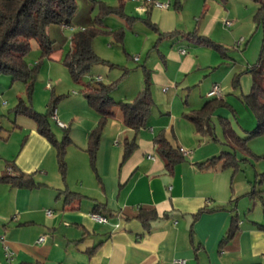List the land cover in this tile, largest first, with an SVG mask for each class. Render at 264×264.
I'll return each instance as SVG.
<instances>
[{"label": "crops", "instance_id": "crops-1", "mask_svg": "<svg viewBox=\"0 0 264 264\" xmlns=\"http://www.w3.org/2000/svg\"><path fill=\"white\" fill-rule=\"evenodd\" d=\"M120 1L130 25L143 23L153 33L135 35L139 49L150 56L142 67L144 74L150 73L152 96L157 99L148 123L136 132L123 123L116 109L103 129L93 162L87 148L99 114L89 104L71 112L56 107L65 127L51 115L50 123L52 118L62 132L56 133L51 123L52 130L58 139L65 130L71 137L63 174L56 147L38 132L36 122L26 115L17 118L12 129L26 134L17 151H1L0 161L6 163L1 174L16 170L34 178L41 170L44 178L34 179L37 185L32 187L0 183V264H177L180 259L185 264H264V134L247 139V148L236 150L224 134L227 150L223 142L219 146L196 138L218 139L214 117L222 133L220 118H226L242 139L258 124L253 110L231 98L227 87L242 71L232 47L242 50L244 68L259 57L263 24L255 15L264 0H240L242 5L239 0H159L169 2L167 8ZM227 20L232 23L227 25ZM126 37L124 29L121 41ZM211 67L221 73L208 81L204 72ZM216 83L221 94L209 97ZM248 86L243 95L250 92ZM142 88L128 85L118 100H132ZM70 98L84 107L78 95ZM213 99L229 106L211 115L214 135H203L187 115ZM178 104L180 112L174 107ZM157 105L164 108L159 116L153 111ZM160 132L174 135L175 144L184 151V161L172 173L156 152L154 137ZM132 139L137 147L123 160L124 144ZM222 151L234 152L236 163L228 166L220 160L214 166L200 165ZM37 189L45 191L46 198L34 208L31 200ZM142 209L157 211L148 226L137 217ZM93 212L107 221L94 220ZM233 219L236 229L225 238ZM6 248L13 252L12 258Z\"/></svg>", "mask_w": 264, "mask_h": 264}, {"label": "trees", "instance_id": "trees-1", "mask_svg": "<svg viewBox=\"0 0 264 264\" xmlns=\"http://www.w3.org/2000/svg\"><path fill=\"white\" fill-rule=\"evenodd\" d=\"M92 1L95 2V0ZM76 10L77 0H0V75L10 74L13 80L19 79L24 82L26 95L25 97H19L14 111L17 115L21 114L32 118L37 124L38 132L56 147L59 168L63 174H65L67 166L65 159L66 148L71 143V137L69 131L65 130L63 138L60 140L55 136L51 128L50 117L56 109L58 100L51 99L45 113L35 110L33 94L39 63L31 66L26 61V55L31 48L32 40H35L39 44L42 55L50 56L54 51V47L53 41L48 35V27L51 24L68 25ZM109 14L126 16L123 3L120 1L116 5H108L101 2L100 15ZM255 19L258 24H263V39L256 63L247 68V72L252 76V86L250 92L243 95V101L255 113L258 124L255 129L249 131L248 138L242 139L228 119L220 118L226 142L235 150L238 147L247 148V139L264 134V1H261ZM100 32L101 29L95 25L81 28L72 34V49L63 56V61L75 81H79L94 63L102 60L93 48L94 38ZM123 35L124 31H121V34H118L119 39H123ZM168 35L172 36L173 34ZM197 37L200 42L208 43L207 39L200 36ZM240 77V73L235 74L232 82L234 88L240 86ZM115 84V82L110 84L98 82L95 85L90 82L83 89V95L88 104L99 114L98 124L89 134L87 148L93 162L103 129L108 119L116 115V109L120 110L123 123L137 132L147 125L154 105L149 71H145L144 88L130 101L114 99L112 92ZM226 106H229L226 101L213 99L187 116L194 122L199 133L214 135L211 115L218 108ZM4 131L5 127L0 118V137L3 136L2 133ZM154 142L159 156L165 162L167 172L172 173L175 166L185 159L183 150L180 146L173 143L164 132L157 134L154 137ZM136 147L137 142L135 139L126 141L123 160H126ZM220 160H223L225 165H234L236 163L235 153L222 151L200 165L210 167ZM1 182L10 183L13 187H32L37 185L32 174L24 172L0 174ZM137 217L143 224L148 226L150 221L157 217V211L155 209H142ZM235 229V219H233L225 238L231 237Z\"/></svg>", "mask_w": 264, "mask_h": 264}, {"label": "rangeland", "instance_id": "rangeland-1", "mask_svg": "<svg viewBox=\"0 0 264 264\" xmlns=\"http://www.w3.org/2000/svg\"><path fill=\"white\" fill-rule=\"evenodd\" d=\"M130 1L131 0H127V2ZM101 2L108 5H116L119 0H95V2L92 0H77V10L70 18V22L67 26L51 24L48 27V35L53 41L54 47V51L50 56L42 55V51L38 42L32 40L31 48L26 55V61L31 66L39 63V71L35 77V89L33 94V106L38 112L45 113L47 111V103H49L52 97V99L58 100L56 104L57 109L62 107V110L65 112L84 110L85 106L88 108L87 100L84 98L82 91L85 85L90 82L95 85L98 82L105 84L115 82L116 84L113 90L114 94L112 95H114L116 100L119 99L121 93H125V91H127L126 86L128 85L135 87L140 84L144 88L145 74L142 66L145 65V63H148L146 60L150 56H148V52L146 50V52L143 53L142 50L139 49L140 44L135 35L142 31H147L151 34L153 33L143 23L130 25L121 15L109 14L101 16ZM238 3H241L242 5L240 0ZM241 5L238 4V7H242ZM130 7L131 4L128 3L127 12L130 11ZM132 15L134 14L132 13ZM98 18L99 20L97 21ZM95 25L101 29V32L98 33V35L94 38L93 48L102 60L94 63L89 71H87L79 81H75L72 78L68 67L65 65L61 54L65 55L72 49L71 36L74 31ZM124 29L126 30L127 37L123 42L121 39H119L118 34H121V31H124ZM251 33L248 35V38L250 37ZM231 53L232 57H234L236 61L239 62L241 67L240 69L242 71L236 72L241 74L240 86L234 89L231 83H229L227 87L228 95L231 96V98H235V100H237L240 104L244 105L243 93L245 91V85L247 87L249 84L248 87H251V74L247 72L246 67L244 68L246 64L242 62V60H244L242 50L239 51L232 47ZM136 56L141 57V60L137 61L135 59ZM220 70L221 69L217 67H211L207 72H204L205 79L209 81L212 75L217 77L221 73ZM98 75H101L102 79H98ZM197 86L198 88L200 87V85ZM174 90L175 89L171 87V92H174ZM25 95V85L22 80H13L10 74L0 75V118L2 124L5 127V131L2 133L3 136L0 137V153L1 151H17L19 145L22 143L24 134H26V131L20 133V131H14L12 129L14 121L21 116V114L17 115L15 113L14 108L19 97H25ZM76 95L79 96L80 100L85 102L84 107V103L81 104L80 102L74 101L70 98V96ZM155 100L157 99L154 96V101ZM162 106L163 105H157L154 107L153 111L157 114V116H159L158 112L164 109ZM174 107L176 112L181 111L179 104L174 105ZM164 113L167 112L164 110ZM214 118L213 121L214 124H216V135L218 139H203L201 135H197L196 138H198L200 141L208 140L210 144H218L220 146V142L225 144V140L222 129L217 123L218 121L216 117ZM31 120L33 119L31 118ZM51 123L53 130L60 134V132H62V128L60 129L58 126H56V123L52 118ZM9 134L10 136L8 137ZM181 135L185 139L189 137V134H184L183 132H181ZM168 137L173 143H176V138L174 135L169 133ZM62 138L63 137H61L60 140ZM8 139L10 142L8 145H6ZM224 147V149H228L227 145ZM5 167L6 163L3 160L0 161V174L5 171ZM17 173L18 171L15 170V174ZM42 178H44L43 172L41 170H36L34 173V179L39 181ZM44 192L45 191H39V189L33 192L31 207L38 208L41 199L46 198L44 196Z\"/></svg>", "mask_w": 264, "mask_h": 264}, {"label": "built area", "instance_id": "built-area-1", "mask_svg": "<svg viewBox=\"0 0 264 264\" xmlns=\"http://www.w3.org/2000/svg\"><path fill=\"white\" fill-rule=\"evenodd\" d=\"M136 1H140L141 4H145V5H152V6H156V7H160V8H167L169 6V2H162V1H159V0H136ZM232 22L230 20H227L226 21V24L227 25H230ZM67 26V25H65ZM239 44V42H238ZM136 59H138V57H136ZM221 94V87L219 84H214V86L212 87V89L208 92V96L209 97H214V96H219ZM53 117L54 119L57 121V123L62 126V127H65V124L60 121L57 117V110L55 109L54 112H53ZM184 152V151H183ZM48 214H51L52 212L51 211H48L47 212ZM92 218L98 222H106L107 221V217L102 215V214H99L97 212H93L91 214ZM44 240V236H41L39 238V241H43ZM7 249V255L9 258H12L13 256V252L9 251L8 248ZM177 264H185V260L183 259H180V260H177L176 261Z\"/></svg>", "mask_w": 264, "mask_h": 264}]
</instances>
